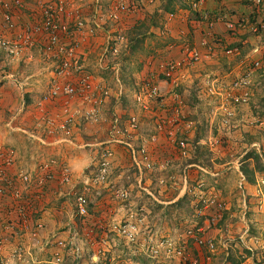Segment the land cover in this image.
I'll return each instance as SVG.
<instances>
[{
  "label": "rangeland",
  "instance_id": "1",
  "mask_svg": "<svg viewBox=\"0 0 264 264\" xmlns=\"http://www.w3.org/2000/svg\"><path fill=\"white\" fill-rule=\"evenodd\" d=\"M63 1H66L70 7L77 2L84 8L93 5L90 0ZM111 1H100L104 10L101 13L97 9L99 11L98 17H103L106 7ZM142 1L144 3L141 2L138 7L141 13L144 11L150 16L156 12V6L159 2L155 4L150 0ZM140 17L142 18L143 15L141 14ZM142 22L145 24V28L139 35L136 36V33H132L127 36L126 31H120V26L100 18L99 23L105 29L104 34H98V31L93 39L100 37L102 43L97 50L93 49V52L89 53V58L82 64L83 70L89 73L94 80H97L103 70L101 67L107 69L114 64L118 68L120 66V69L113 70L116 73L113 72V85L111 87L103 82L99 83L109 91V96L104 99L103 105L99 107L97 118L80 124L81 128H84L82 126L87 127L84 130L86 140L81 143L82 148L80 149L86 156L88 155L89 167L81 171V176L76 179L75 183L73 174L76 173L71 170L69 185L73 186L74 184L77 188L72 189L71 200L67 201L66 198L67 203L59 211L61 212L59 216L61 226L59 228L66 230V223H69L71 213L74 212V217H77V220L74 221L78 228L80 227L79 239L85 245L86 240L91 236L90 233L86 235L85 231L89 228L88 218L90 209L93 207L92 202L100 193L104 198L103 200L112 201L114 207L120 208L127 205V210H131L126 216L127 219L120 216L121 211H114L113 218L115 220L110 223L112 232L110 237H113L116 243H120L126 249L124 256L128 261L136 260L139 264H156V261L161 259L166 260L167 264H183L179 252L183 253L181 249L186 246L185 232L187 228L191 227L193 223L203 224L205 222V218H200L196 213L200 208L199 203H197L198 195L205 193L209 197L217 196L226 203L227 211L221 230L219 232L212 230L215 233L211 237H215L216 242L226 241L231 244V257L228 264L230 262L231 264H264L261 261V253L264 248V73L257 70L250 77L251 82L245 89L233 88L232 83L231 87L222 90L223 88L220 87L219 89L216 85H212L211 80L203 82V84L200 81L194 85L192 83L181 84L179 72L175 82L167 83L173 87L164 89L165 92L169 91L167 97L163 95V89L159 86L164 78L161 74L159 80L157 79L158 82L155 83L159 88V96L156 99H149L144 90L151 74L138 77L137 69L140 70L146 62L145 64L142 63V55H139V52L137 54L131 52L137 50L140 43L139 37L144 36L143 38H145L148 32L150 33V26L155 21H152L153 23ZM3 28L9 30L8 27ZM4 35L7 37L6 34ZM119 35L124 36L125 40L121 44H116L114 39ZM136 37L139 39L138 42ZM109 39L112 40L109 48H113L115 45L119 47L117 56L111 54L103 56ZM34 46L30 47L32 48L31 52L34 50ZM42 51L40 54L39 52L35 53L34 58L28 59V62L25 59L19 60L20 55L13 58L7 54L5 60H0V70L6 73H14V70L29 72L28 75H18L17 77L13 75L14 80L22 83L21 87L26 84L30 76L33 79L42 77V86L45 88L42 90L41 98L52 88L56 66L53 53L46 52L43 47ZM2 53L4 52L0 54ZM3 55L5 56V53ZM127 57H130V60ZM89 59L93 62L90 63L91 65H88ZM166 61L168 60L164 59L162 63ZM200 62L186 67H194ZM162 63L157 66L154 73L158 70L161 71L160 65ZM186 67L182 69H186ZM93 69L95 72L91 71ZM2 76L4 75H0V79ZM113 86L116 88L115 92L110 89ZM19 91L21 92V90ZM112 92L116 93L115 95L122 100L119 107L108 102ZM246 92L245 101H235V98ZM23 108L26 109L23 105L19 109L23 110ZM102 112L106 113V116ZM152 113L157 114L155 117L157 121L154 120L155 126L151 125V122L149 124L142 122L146 116V118H150ZM0 116L3 118L0 119L3 120L0 126L6 128V132L19 134L20 137H24L29 145L31 141L41 145L35 137H30V133L34 132L32 128H37L36 132L40 131L41 127L36 124L39 122H35L37 120L33 121L31 126L28 123H23V121V124L16 125L17 123L10 122L14 115L6 108L2 109ZM152 130L156 132L159 139H154L155 136L145 137L144 140L140 138L144 134L150 135ZM47 140V143L51 142L55 146L41 145L42 147L50 149L59 147L61 150L62 148H69V150L75 148V144L72 143L57 144V138L48 137ZM182 143L184 148L181 146ZM156 146H161L165 150L164 159L160 157L157 159L156 155L154 158ZM13 148L5 147L3 149L17 153ZM105 152L110 153L108 157H105L107 154L104 156ZM51 155L54 156L49 159L42 157L39 165L50 159L59 158L57 153H51ZM105 159L109 164L108 176L105 182L99 183L96 181V172L98 171V164ZM138 166L141 170H138ZM121 182L128 183L121 187ZM165 182H173L176 188V192H172L173 197H178L185 187L197 186L199 191L192 193L186 189L183 192V197L175 201L174 204L164 205L158 203L154 196H157V192L160 191L158 186L164 185ZM239 182L247 183L245 205L238 190ZM77 194L86 198L89 214L86 218H82L76 213ZM106 194L108 196L105 197ZM165 196L166 194L163 193L162 198ZM105 206L110 207L111 205L105 204ZM246 208L247 210H245ZM244 214H246L245 220L242 219ZM158 225L161 231L157 230L152 233ZM170 226L174 232L163 231L162 228ZM125 227H129L130 232L133 233V239L129 237L131 233H127L128 235L123 233ZM248 228L249 234L246 243L253 248V252L243 249L239 240V237ZM167 244L173 245L172 251L176 250L169 258ZM151 246L159 247L160 252L157 258H153L150 251ZM67 249L68 245L65 249L60 250L55 245V251L60 252L61 256L62 252ZM189 249L193 254H197L194 247ZM185 250L188 252V249L185 248ZM220 256L214 258L212 263L222 264L226 257ZM75 258L76 261L83 260L81 254L77 255L76 253ZM12 259L15 260L14 253ZM0 260L3 264H7L2 255ZM19 261L23 262L21 259Z\"/></svg>",
  "mask_w": 264,
  "mask_h": 264
},
{
  "label": "crops",
  "instance_id": "2",
  "mask_svg": "<svg viewBox=\"0 0 264 264\" xmlns=\"http://www.w3.org/2000/svg\"><path fill=\"white\" fill-rule=\"evenodd\" d=\"M6 1L9 2L11 0ZM47 1L50 0H23V8L13 12L15 28L10 29L9 32L3 28L5 26L2 10L0 9V31L6 34L8 39L15 38L16 34L20 32V28L38 22L41 19L39 10L42 4ZM105 1L107 2L111 0ZM136 1L138 7L141 2L144 3L142 0ZM184 1L185 0H155V4L158 2L159 4L156 6V12L150 16L147 15V12L143 11V13H141L137 10L135 15L133 14L130 18L121 20V24H119L121 27L120 31H126L127 36H130L132 30L137 26L139 27L143 23L142 21H145V23L152 21H155L154 23L157 22L150 26V33L148 32L145 38H143L144 36H140L139 40L136 37L137 42L139 40L140 43L137 50L131 51L133 54L139 52L138 54L142 55V63L145 64L146 62L145 66L143 65L140 70L137 69L138 77L147 76L148 73L153 74L157 66L162 63V60L164 59H182L185 50L189 47L198 48L202 53L203 59L194 67H186V69L180 71L179 81L181 84L192 83L194 85L197 81H200L203 84V82L205 83L206 81L209 82V80H211L210 82L212 85H216L219 89L221 87L223 88L222 90H225L226 88L231 87L233 81L244 78L248 74L251 77L257 70L264 73V31L260 34H253L249 30L250 26H248L233 33L227 28V23L235 24L243 20L249 21L251 23L250 25L264 23V0H262L261 6L247 3L244 0H205L198 9L191 8L190 5ZM108 7L109 5L107 8ZM75 10H78L85 20L90 19L91 14L94 15L95 13V11H92L93 6L84 8V6L77 2L74 6L69 7V16L66 20H72V13ZM141 14L143 15L142 18L140 17ZM216 19L217 23L210 30L208 21ZM104 30L105 29L100 28L98 34H104ZM210 31L215 34L216 40L212 39L208 47L201 46V42ZM44 42V36L41 35L37 37L36 44L33 47L34 50L31 52L30 50L32 48L27 49L18 57V59H25L26 62H28V59H33L35 53L39 52L40 54V52H43L42 46ZM101 43L102 38L100 37L97 39L88 38L85 41L82 46V53H84L83 62L87 61V58H89L90 55L89 53H92L93 49L97 50ZM3 54L4 53L0 54V60L6 59L7 55L5 54L4 56ZM127 59L130 60V57H127ZM256 62L260 63L258 69L254 68V63ZM90 63L92 64L93 62L89 59L88 65H91ZM118 63L120 64V61H118ZM112 66L111 68L107 67L108 70L101 67L103 70L96 81L99 83L103 82L108 87H111L113 85V72L116 73V71L113 70H116V68L120 69V66L119 68L114 64H112ZM91 71L95 72L94 69ZM25 74L28 75L29 72H17V70H14V73H6L5 71L0 70V75H4L0 79L2 80V85H0V113L2 109L6 108L14 115L10 122L17 123L16 125H21L23 121V123H28L31 126L33 121L37 120L35 122H39L42 114L39 112V109L36 108L42 90L45 88L42 86V77L33 79V77L30 76L23 87H20L16 82L7 79L10 75H15L17 77L18 75ZM6 80L8 81L4 82ZM159 84L160 88L163 89L162 92L164 96L169 92H165L164 89L173 87L163 81ZM166 85L168 86L166 87ZM110 89L111 91L114 90V92L116 90L114 86ZM19 90H21V92ZM114 92L110 95L108 102L109 104L114 103L115 107H119L121 105L120 101L122 100L119 99ZM22 105L26 107V109H19ZM46 109L50 112H58L60 110V100L58 99L49 102ZM107 109L109 110L108 106ZM103 114L106 116V113ZM28 115L31 116L28 117ZM142 116L144 117V114ZM156 116L157 114L152 113L150 118H146V116V119L144 118L142 122H146L147 124L151 122V125H154V122L157 121L155 118ZM0 119H3L2 116H0ZM2 122L3 120H0V125ZM77 124V127L80 129H74L75 148H71L72 150H69V148H62L61 150L59 147H53L52 149L45 148L35 141H31L29 145L24 137H20L19 134L12 132H6V128L0 126V149L14 147L13 149L17 152L16 162L10 171L11 175L14 176L18 172L33 173L42 161V157L49 159L51 156H54L51 155V153H57V157H59L57 160H60L64 165H67L73 173H76L73 174L75 183L76 179L81 176V171L89 167V157L80 149L82 148L81 143L86 140L84 130H86L87 127L82 126L84 128H81L80 123ZM32 129L35 132L37 128ZM152 136H155L153 137L154 139H159V136H157L156 132L153 130L150 135L144 134L143 136H140V138L144 140L145 137ZM51 145L55 146L54 144ZM27 146H29V148H27ZM150 150L152 151V148H150ZM155 155L157 159L158 157L164 159L165 150L162 149L161 146H156V149H154V158ZM137 168L138 170H141L140 166ZM127 183L128 182H121L120 186L122 187ZM156 186L158 185L156 184ZM196 187L197 186H190V188L185 187L182 189L178 197H173L172 192H176L173 182H165L164 185L158 186L160 191L157 192V196L155 195L154 198L158 203L171 205L183 197V192L186 191V189H189V192L197 193L199 189L197 190ZM76 188L77 187L74 184L73 186H59L54 184L51 187L50 192H47L44 200L40 203H35L32 207L28 230L24 233L21 232L20 238L10 232L1 230L4 222L16 221L17 218L16 214L10 215L9 213L13 210L14 202L10 198L0 197L1 255L7 264H54V244L57 240L65 241L68 245V249L62 252L63 261L60 264H139L136 260L128 261L126 256H124V254H126V249L120 243H116V240L113 239V237H110V233H112L110 230V223L115 220L113 218L114 211H121L120 216L127 219L126 216L131 211L127 210V205L120 208L114 207L112 201H104L102 194L100 195V193H98V197L93 200V207L90 209V216L88 218L89 228L86 229L85 232L86 235L87 233H90L91 236L86 240L85 245H83L79 239L80 227L78 228V225L74 221L77 220V217H74V212L71 213L69 223H66V230L59 228L61 226V218L59 217L61 212L59 211L63 209V205L67 203L68 200H71V196H73L72 189ZM217 192L219 193V191ZM163 193H165L166 196L162 198ZM106 196L108 195L106 194L105 197ZM66 198L67 201H65ZM198 201L199 195L197 203H199ZM105 204H110L111 206H105ZM38 222H41L45 228L39 233L40 238L37 242H30L27 236L28 232L34 227L35 223ZM159 227L160 226L158 225L152 233L157 230L161 231ZM162 229L163 231L174 232L173 229L171 230V226ZM19 248L22 249V256H15V260L12 259V254ZM137 252H139V250H137ZM76 253L77 255L81 254L83 260L76 261ZM88 258L89 260H87ZM19 259L23 260V262H20ZM200 260L202 261V264H205L203 257L200 258ZM212 262L210 264H213Z\"/></svg>",
  "mask_w": 264,
  "mask_h": 264
},
{
  "label": "built area",
  "instance_id": "3",
  "mask_svg": "<svg viewBox=\"0 0 264 264\" xmlns=\"http://www.w3.org/2000/svg\"><path fill=\"white\" fill-rule=\"evenodd\" d=\"M101 0H91L93 3L94 15L88 20L83 19L82 14L75 10L72 13V20L66 18L69 16L68 9L70 5L63 0L48 1L42 4L39 13L40 20L20 28V32L16 34L15 38L8 39L4 33L0 31V52H4L13 58L20 55V53L36 44L37 37L44 36L45 42L43 49L48 53H53L56 59V66L54 72V82L52 88L47 92L39 101L36 108L41 112L38 127L40 131L30 133V137H35L42 146L51 145L47 143L48 137L57 138L56 143H74V129L78 128L81 122H90L95 120L98 115L99 107L103 105L104 99L109 96V91L104 89L98 81L83 70V57L82 46L88 38H94L101 27L99 23L100 18L106 21L113 22L119 26L122 19H127L135 14L138 10L136 0H112L109 7H106L103 17H98L97 9L103 12ZM205 0H186L187 4L193 9L198 7ZM247 3L255 4L256 6L262 5V0H244ZM155 2V0H150ZM99 5V7H98ZM23 8V0H0V9L3 14V22L5 27L14 29L13 12ZM98 17V18H97ZM217 23L216 20L208 21L210 30ZM247 20L240 21L232 24L227 23V28L230 32H237L245 27L253 34H260L264 31V23L250 25ZM8 30V31H9ZM215 34L210 31L201 42V46L208 47L210 41L215 39ZM125 37L119 35L114 39V43L121 44ZM216 40V39H215ZM214 40V41H215ZM112 40H108V45L104 51V55L111 54L117 56L119 53L118 45L109 48ZM203 59L202 53L196 47H189L185 50L184 56L180 60H168L160 65L159 70L151 74V78L145 84V90L149 99H156L159 96V88L155 85L157 79L161 74L163 75V82L173 83L176 81L177 73L182 68L191 64L200 62ZM260 63H254V68L258 69ZM250 75L235 80L233 88H246L250 84ZM10 79L21 87L22 83L14 80L13 76H8ZM158 82V81H157ZM2 85V80H0ZM98 94V95H97ZM247 92L242 96L235 98L236 102L245 101ZM60 100V110L58 112H50L46 109L49 102ZM141 101V98H139ZM184 148V144H181ZM143 152V151H142ZM144 153V152H143ZM105 154H107L105 156ZM110 153L105 152L104 156L108 157ZM107 159L98 164V171L96 172V181L99 183L105 182L108 174L109 164ZM16 162V153L11 150L0 149V197L10 198L13 204V210L10 215L16 214V221H6L2 224L1 230L7 231L20 238L21 232L28 230L30 222V214L32 207L35 203H40L44 200L47 192H50L52 185L58 184L59 186L69 185L71 182V170L67 165H64L60 160L50 159L47 162L39 165L35 172H18L14 176L10 171ZM246 182H239L238 190L243 197L244 205L246 200ZM29 195V196H28ZM200 208L196 211L197 215L201 218L204 217L203 224L193 223L188 227L185 236V248H182L181 261L183 264H202L200 258H204L205 264H210L214 258L218 256H225L222 264H228L231 257V244L226 241H217L214 231H220L221 225L225 220V213L227 211L226 203L223 199L212 196L209 197L205 193L199 196ZM247 210V208L245 209ZM247 211H245L246 213ZM76 213L82 218L88 217V206L86 198L80 194L76 195ZM247 214V213H246ZM243 220H245V216ZM44 225L41 222L35 223L34 227L28 232V240L34 242L38 240L39 233L43 230ZM123 233H131L129 237L133 239V233L130 232L129 227L123 229ZM249 234V228L245 230L244 234L239 237L243 249L253 252V248L246 243V238ZM1 238H0V256H1ZM47 245V244H46ZM60 249H65L67 244L65 241L57 240L54 246ZM237 246V245H236ZM240 246V244H238ZM169 254L172 255L176 250L173 249L172 244H167ZM194 247L197 254L189 251V248ZM261 253V261L264 262V248ZM153 258H157L160 252L159 247L151 246L150 248ZM23 254L22 249L19 248L14 252V256L21 257ZM200 254V255H198ZM54 264L62 262L61 253L54 251ZM220 256V257H221ZM0 264H3L0 260ZM156 264H167L166 260H157Z\"/></svg>",
  "mask_w": 264,
  "mask_h": 264
},
{
  "label": "trees",
  "instance_id": "4",
  "mask_svg": "<svg viewBox=\"0 0 264 264\" xmlns=\"http://www.w3.org/2000/svg\"><path fill=\"white\" fill-rule=\"evenodd\" d=\"M185 3H187L186 2V0L184 1ZM191 7V6H190ZM153 24H156V23H153ZM145 28V24H141L139 27L137 26V27H135L134 28V31L132 32V33H136L135 35L137 36V35H139V33L143 30Z\"/></svg>",
  "mask_w": 264,
  "mask_h": 264
}]
</instances>
